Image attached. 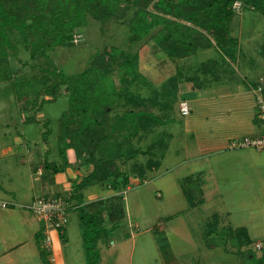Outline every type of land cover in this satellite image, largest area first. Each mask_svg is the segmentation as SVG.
<instances>
[{
    "label": "rangeland",
    "instance_id": "1",
    "mask_svg": "<svg viewBox=\"0 0 264 264\" xmlns=\"http://www.w3.org/2000/svg\"><path fill=\"white\" fill-rule=\"evenodd\" d=\"M150 9L154 15L155 8L151 6ZM234 9L236 15L231 31L239 40L240 55L232 67L223 65L222 80L203 67L207 62L213 68L222 62L216 44L200 48L188 57L157 58L155 52L158 50L150 43L156 42L151 38L159 33L161 25L152 28L141 25L148 28L145 30L148 35L142 40L131 41L128 24L115 20L102 23L88 14L84 25L75 30L73 44L59 43L47 50V57L33 56L21 35H14L15 45L1 49L2 60L9 58L14 69L12 80L0 84V127L3 126L0 128V149L7 146L12 149L20 142L24 144L19 146L20 153L14 149L12 157L0 161V168L4 170L0 172L4 175L1 184L8 189L17 187L23 193L30 190L29 172L49 158L44 142L47 132H50L54 152L49 160L58 162L62 122L71 115V86L60 82L58 74L74 77L95 63L97 73H103L106 78L107 98H113L111 95L117 91L112 102V122L129 111L135 114L144 111L151 118V124L146 123L143 130L131 136L132 146L140 153L136 159L131 157V143L124 139L125 136L121 137L128 134V128L123 131L119 141H125L124 157L117 163L123 171L136 175L137 185L143 182V177L135 170L136 163L146 169L152 158L159 161V173L164 174L148 173L147 185H133L125 195L127 217L130 216L135 229L139 227L138 240L153 235V241L147 239L146 245L139 242L134 246L131 237L126 236L127 241H123V233L114 230L103 239L106 245L99 244V248L107 252L105 264H113L115 251L127 248L125 246L135 248L132 260L128 259L126 264H170L172 260L167 257L170 252L176 253L181 264H259V258L264 255V151L230 150L227 138L251 136L246 122L252 123L247 117L255 114L258 95L252 91L254 94L247 101L238 95L246 76L259 78L258 81L264 78V15L239 1ZM16 47L19 48L17 57ZM105 50L113 57L103 55L101 69L100 60L95 59ZM128 59L134 61L131 67L136 73L129 70ZM53 70L58 72L57 77L52 75ZM180 72L187 79L180 75L179 83L169 82ZM195 72L198 77L189 82L188 78L195 76ZM6 73L11 75L8 70ZM55 81L59 88L56 99L52 100L45 90ZM215 89L218 91H210ZM99 93L104 92L98 90L89 95L94 96L93 104ZM85 96H81L80 109L86 104L88 90ZM182 101L189 103L190 116L182 115ZM237 102H245L243 107L246 108L235 109ZM107 104L102 100L101 107ZM33 106L39 107L31 111ZM218 116L221 119L218 120ZM230 117L231 121H240L241 126L227 124ZM254 124L264 125L260 119ZM110 142V139L105 141L101 147L109 148ZM150 145L155 146L153 156L143 155L141 151H149ZM26 147L34 150L33 154ZM6 199L11 200V195ZM71 215L78 216L79 212ZM148 228L155 232L145 233ZM109 241L117 242L111 250ZM257 243H262L263 249H257ZM66 250L68 252L69 248ZM87 260L86 256V264Z\"/></svg>",
    "mask_w": 264,
    "mask_h": 264
},
{
    "label": "trees",
    "instance_id": "2",
    "mask_svg": "<svg viewBox=\"0 0 264 264\" xmlns=\"http://www.w3.org/2000/svg\"><path fill=\"white\" fill-rule=\"evenodd\" d=\"M238 1L242 2L246 8L264 15V0H0V83L12 80L13 61L6 57L3 61L1 49L15 45L12 40L14 35H21L25 44L30 46L33 56L47 57V50L59 43L66 46L73 44L74 32L84 25L88 14L102 23L115 20V22L128 24L132 32L131 41L142 40L148 35L146 29L161 25L162 29L159 33L151 38L156 40V44L150 43L154 49L158 50L155 54L159 59L188 57L197 53L200 48L216 44L222 62H217L215 69L209 62L204 63L203 67L207 72L217 75L222 80L223 65L232 67L233 62L237 61L240 55L238 54L239 40L233 37L231 31V24L236 15L234 4ZM151 6L156 10L154 15L150 12ZM143 24L148 28L144 29L141 26ZM203 41L206 45L202 44ZM15 51L14 54L17 57L19 48L16 47ZM103 55H108V58L113 57L107 50L98 54L95 60H100L101 69ZM133 62L128 59L126 64L131 73H136L137 70L133 72L135 69L131 67ZM93 64L86 71L74 77L65 78L63 74H58L61 77L60 82L71 86L69 89L71 102L69 114L71 115L63 120L59 134V154L63 163L59 165L58 162L52 161L47 162L46 166L55 172L67 169L70 164L66 159V148L62 147L63 142L67 141L69 147L75 148L78 156L87 154V162L94 164L93 172L75 186L76 191L82 190L90 183H100L108 184L115 192H121L129 187L131 175L128 171H123L117 163L123 160L125 149L123 147L125 141L119 140L125 136L124 139L130 144L131 136H134L136 131L139 133L143 130L146 123L151 124V118L144 111H139L137 114L129 111L112 122V102L117 91L111 95L113 98H107L105 94L107 86L104 84L106 78L103 73H97L98 66L94 68L95 63ZM24 65L27 63L25 62ZM7 70L11 72V75L6 73ZM196 72L193 74L195 76L188 78L189 82L198 77L199 74L196 75ZM51 73L54 77L58 76L55 70ZM180 75H182L181 72L171 77L169 82L179 83ZM262 79L263 81L260 79L253 85V92L263 85L264 78ZM58 88V82L55 81L49 89L45 90V93L55 100ZM110 88L114 89V87ZM87 90L86 104L80 109L81 96L85 98ZM98 90L104 93H99L94 101L96 103L93 104L94 96L89 97V95ZM102 100L108 103L103 108L101 107ZM125 129L128 134L122 135ZM49 133H45V141L48 140ZM95 138L99 139L98 143H95ZM109 139L110 147L105 149L101 147ZM88 147H93V149L90 150ZM132 147L131 157L135 159L140 153L135 146ZM128 148L132 149L129 146ZM154 149L155 146L150 145L149 151L142 150L141 153L152 157ZM159 164V161L149 158L146 169L142 168L144 165L136 163L135 170L144 178L147 169L158 168ZM77 200L78 203L81 201L80 198ZM78 212L84 249L88 258L87 264H99L100 241L108 238L114 230H118L126 217L124 195L118 193L100 202L99 205L80 206ZM60 236L64 242L67 240L63 229L60 230ZM37 241L42 260L45 264H52L49 261L47 249L43 247L41 235H38ZM259 262V264H264V256L259 258Z\"/></svg>",
    "mask_w": 264,
    "mask_h": 264
},
{
    "label": "crops",
    "instance_id": "3",
    "mask_svg": "<svg viewBox=\"0 0 264 264\" xmlns=\"http://www.w3.org/2000/svg\"><path fill=\"white\" fill-rule=\"evenodd\" d=\"M258 79L259 78L251 79L246 76L244 78V85L240 87L241 95L239 94L238 96L242 98L244 101H247L248 97L254 94L251 88L258 81ZM210 91L213 92L218 90L215 89ZM245 104H246L245 102H241L240 104L237 102L235 105L236 106L235 109L243 108L244 110V108H246L243 107L245 106ZM38 107L39 106H37V108ZM37 108L33 106V108H30V110L33 111ZM254 108H256V112L253 115V117L249 115L247 117V120H249L250 118L252 119L251 121L252 123H249L248 121L246 123L248 125V129H249L248 131H250L248 133H250L251 135H259L263 133L264 127L263 125L262 126L259 125V127H257L254 124L256 120L259 119L258 117L259 110L257 103L256 105H254ZM216 112L217 111L215 110L214 114ZM219 119H221L220 116H218V120ZM236 120H240V119L238 118ZM226 121L227 124L229 125L230 122H232L233 126L235 125L241 126L240 121H231V117L229 118V120ZM231 137L227 138L228 143H230V141L234 139L233 137L232 138ZM49 138L50 137H48V140L44 141L46 143L45 151L47 157L49 158L45 159L44 162L40 161L37 164L36 169L33 170L32 172L31 171L29 172L30 190H28L26 193L21 192L17 187H13L14 189H8L7 187H4L1 184L4 175L0 174V200L16 204L15 208L14 207L6 208V209L0 208V264H45L40 255V249L37 241L38 235H41L43 238V247L47 249L49 253V261L52 264H86V254L83 244V235H82L80 217L79 215L77 216L71 214H73L75 211L77 212L80 206H92L95 204L99 205L100 202L118 193H122L125 198L126 217L121 222V227L118 229L123 233L122 237L125 239L123 241H127L126 236L131 237L134 246H136V243L139 242L141 245L143 243L146 245L147 239L149 241L151 240L153 241L154 238L153 235L141 237V239L138 240L137 236L141 235L139 234L140 232L137 233V229L139 227L135 229L134 224L130 219V216L128 215L127 217L125 195L127 189H129L133 185L135 186L147 185L149 183L148 173L150 175L160 174L163 176L164 174L159 173V168H155L147 172L146 176L144 178H141L143 182L142 183L140 182L138 185L137 182H139L138 181L139 179H137V177H135L136 175H134L133 173L130 178L129 187L121 192H115L108 184H100V183H90L87 186H85L82 190L80 189L79 191H76L75 186L78 185L84 177L88 176L89 174H91V172H93L94 164L87 162L88 161L87 154H85L86 156L85 155H82L81 157L78 156L75 148L69 147L68 146L69 142L65 141L63 142L62 147L66 148L65 155L70 165L67 167L65 171L62 172H55L52 168L48 169L46 163L52 162L49 159L54 155L53 146ZM237 138L239 139L242 137L237 136ZM19 140H24V139L19 138ZM23 144H24L23 142H20V143H16V146L13 147L12 149L10 146L3 147L2 149H0V161L7 160L8 158H10L9 156L12 157L14 153V149L15 152L20 153V150H22V148L19 146ZM26 148L27 150L31 151V148L29 147ZM33 151L34 150L31 151L32 154ZM57 152L58 154L60 153L59 140H58ZM27 154L31 155V153H27ZM62 163H63V159L59 154L58 164L60 165ZM0 172L4 173V170L0 168ZM76 194H78L79 196ZM10 195H11V200L6 199V197H10ZM75 196H77V198ZM38 197L62 198L68 200L71 203L72 208L68 211L67 214L68 223L63 228V231L65 232L67 238L65 242L61 239L60 230L53 229L51 227L47 228L46 225H44L43 221H41L32 211L23 208L24 206L31 204V202L37 199ZM158 197L161 198L162 195L159 194ZM79 198L81 199V201L78 203L77 199ZM178 220L179 223H182L181 218H178ZM124 222L125 224H123ZM126 227H128L129 229L127 228L125 230ZM131 231L134 232V235L130 234ZM150 232H155V230L152 228H148L145 233L153 234ZM100 243H103L102 244L103 246L106 245L104 244L103 240L100 241ZM108 243H109L108 247L110 248V250L117 245V242L114 241H109ZM257 244H262V243H257ZM134 246H132L131 249H129L128 246H125L127 248L119 249L120 251H118L117 253L115 251L116 257L113 264H116L117 262H119V264H126L128 259L131 261L135 251ZM66 248L67 249L69 248L68 252ZM100 251H101V261L99 264H105L107 252H105L104 248H101ZM167 257H170L172 260L170 264H181L176 256V253L174 252L167 253Z\"/></svg>",
    "mask_w": 264,
    "mask_h": 264
},
{
    "label": "built area",
    "instance_id": "4",
    "mask_svg": "<svg viewBox=\"0 0 264 264\" xmlns=\"http://www.w3.org/2000/svg\"><path fill=\"white\" fill-rule=\"evenodd\" d=\"M261 80L263 81V79ZM254 92L258 95V117L264 124V83ZM180 110L183 116H189L191 114V108L187 101L181 102ZM229 148L231 150L254 149L257 151H264V131L259 135H248L239 139H232ZM11 207L15 208L16 204L0 200V208L6 209ZM23 208L32 211L41 221H43L47 228L51 227L53 229L62 230L68 223L67 214L72 206L68 200L62 198L38 197L31 204L26 205ZM257 249H262L261 244L257 245Z\"/></svg>",
    "mask_w": 264,
    "mask_h": 264
}]
</instances>
